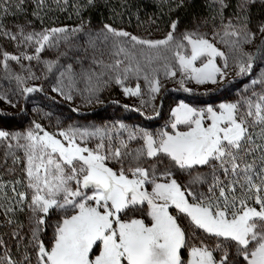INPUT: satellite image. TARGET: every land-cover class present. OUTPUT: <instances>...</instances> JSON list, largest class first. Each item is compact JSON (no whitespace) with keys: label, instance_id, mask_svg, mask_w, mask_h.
Returning a JSON list of instances; mask_svg holds the SVG:
<instances>
[{"label":"snow or ice","instance_id":"6c2138e0","mask_svg":"<svg viewBox=\"0 0 264 264\" xmlns=\"http://www.w3.org/2000/svg\"><path fill=\"white\" fill-rule=\"evenodd\" d=\"M37 2L42 4L43 0ZM88 2L91 4L93 0ZM218 2L227 7L224 0ZM23 3L24 0H19L17 7ZM6 4L7 0H4L0 5L5 12ZM176 29L177 22H173L164 39L148 40L104 25L105 41L107 34L125 38L113 41L114 63L105 65L117 73L115 83H122L119 71L122 65L126 79L129 73L139 75L144 71L138 56L151 66L154 60H167L168 52H172L178 69L173 70L165 63L167 76L175 77L179 71L184 79L200 85L224 80L228 75L229 57L214 40L197 32L185 33L178 39L174 35ZM82 32L83 26L27 33L19 27L17 33L5 35L20 44H35V55H24L23 58L38 60L46 46L58 48L61 42L72 46V38ZM258 34H264V24L260 25L259 33H252L247 31L246 25L238 30L231 20L224 25L223 35L213 33L233 53L237 76L252 72L254 56L246 52L243 45L251 44ZM84 35L87 36L85 51L95 49L99 34L94 37L88 31ZM130 42L131 50L126 47ZM136 45L152 50L151 54L146 56L144 48L137 52ZM186 48L190 49V54ZM122 55L129 63L120 59ZM217 57L223 59V67L217 65ZM8 60L18 61L19 57L4 53L3 61ZM198 60L200 67L196 66ZM48 68L50 71L51 63ZM150 75H144L150 93H159V80L154 76L149 79ZM88 79L91 82L92 77ZM184 79L179 81L181 87ZM252 83L264 84V79ZM37 90L23 89L25 93ZM52 91L61 92V89L54 87ZM184 91L190 89L184 88ZM123 93L140 96V86L123 87ZM65 98L71 100L72 96ZM2 99L4 97L0 96ZM172 116L173 133L164 131L153 135L144 131L139 135L143 143L136 149H129L124 140L119 141L118 147L114 146L111 134L101 129L89 132L69 128L58 133L60 138L45 131L38 123L34 125L35 131L29 130L25 134L0 131V141L15 140L14 147L23 151L24 179L15 183L23 184L27 191H17L13 187L12 201L17 205L26 204L32 213L38 264H240L229 259L228 249L231 248H235L244 264H264V91L253 90L236 103H221L218 110L213 107L197 110L180 103L173 109ZM181 124L187 126L186 131L177 130ZM119 128L125 129V125L120 124ZM97 136L101 142L95 148L88 147L87 138ZM105 136L107 144L103 142ZM127 139L136 140L137 135L129 131ZM109 161H115L121 167L114 170L108 166ZM147 161L152 163L146 167ZM14 162H20V158L14 156ZM198 168L209 171L193 176V170ZM176 170L192 177L187 186L177 182ZM205 184L208 185L206 192L194 187ZM146 185H151V191ZM3 188L0 184V191ZM145 204L150 223L130 215L143 212ZM54 209L66 214L55 226L51 246L46 247L38 233ZM170 209H175L177 215ZM4 211L12 213L15 208L7 207ZM181 217L191 225L192 237L179 222ZM196 230L215 237L218 241L215 248L210 249L203 240L189 246L188 240L197 235ZM185 248L187 260L182 256ZM216 250L223 253L219 259L213 255ZM7 264L15 262L8 258Z\"/></svg>","mask_w":264,"mask_h":264},{"label":"rangeland","instance_id":"374dc122","mask_svg":"<svg viewBox=\"0 0 264 264\" xmlns=\"http://www.w3.org/2000/svg\"><path fill=\"white\" fill-rule=\"evenodd\" d=\"M202 1L205 8L200 19L187 24L175 21L177 29L174 35L179 39L185 33L207 34L209 39H213L216 46L228 55L229 67L226 70L228 75L224 80H218L216 84H197L195 81L184 79L179 71L175 77L167 76L164 68L165 63H168L173 70L178 69L172 52L166 53L167 60H154L151 66H147L146 59L138 56L137 59L144 67V71L139 75L129 73L126 79L122 65L119 70L122 83L116 84L117 73L107 69L105 65L114 63L113 41L125 38H114L111 34H107L108 40L105 41L102 34L106 32L104 25H110L114 29L123 30L138 38L148 40L164 39L171 31V26L167 32L161 33L158 28H154V30L147 29V27L130 28L121 22L110 24L92 20L82 17L78 0H72L73 3L70 7H68V0L66 7L60 6L64 0H59V2L58 0H43L42 4H38L37 0H24L23 5L19 7H17L19 0H7V4L4 5L7 12L0 8V96L4 97L0 100V131L9 134H25L29 130L35 131L34 125L38 123L45 131L60 138L58 133L69 128L89 132L101 129L111 134V143L114 146L118 147L119 141L124 140L129 149H136L143 143L139 135L144 131L153 135L164 131L173 133L171 128L174 120L172 111L180 103H185L197 110L207 107L218 110L221 103H236L241 100L243 95H250L253 90L264 91V84L252 83L253 80L264 79V43H262L264 34L256 35L251 44L243 45L244 50L252 53L254 59L252 72L241 76L236 75L237 69L233 53L227 45L219 42V37L213 36V33L223 35L224 25L229 20L238 30L246 25L247 31L259 33L260 25L264 24V0H254V2L248 0L247 3L245 0H224L227 7H222L218 0ZM3 3L4 0H0V5ZM241 5L244 7L242 8ZM81 26H83L84 32L72 38V46L63 42L58 48L46 46L38 60L23 58L24 55H35V44L31 46L20 44L18 40H12L5 35V33H17L19 27H23L27 33L43 32L46 29L59 27L73 29ZM88 31L94 37L99 34V38L95 49L85 51L87 36L84 33ZM225 39L234 38L225 37ZM126 47L131 50V42ZM141 48L144 46H135L137 52ZM151 51L144 48L146 56L150 55ZM185 51L190 54V49L186 48ZM4 53L15 55L19 57V60L5 62L3 61ZM120 59L124 60L125 64L129 63L123 55ZM98 61H103V63H97ZM46 62L52 64L50 71ZM5 63L7 67L4 66ZM216 63L223 67L224 61L217 57ZM69 66H71V79H69ZM132 66L135 67V62ZM196 66H201L200 60L196 61ZM153 69L157 71L153 72ZM61 73L64 75L62 76ZM147 73H151L149 79L154 76L159 80V93H150L148 81L144 79V75ZM89 76L92 77L91 82H89ZM97 76H99V81H97ZM17 77L20 79L18 80ZM182 79H184L183 87L179 83ZM137 85L140 86V96L124 95L123 87L135 88ZM26 87L38 90L25 93L23 89ZM54 87L61 89L63 94L52 91ZM184 88H188L190 91H184ZM90 89L93 90L90 91ZM66 95H71L72 99H66ZM205 123L207 124L208 121L206 120ZM120 124H124L125 129H120ZM177 130L186 131L187 126L178 125ZM129 131L137 135L136 140L127 139ZM78 142H81L79 138ZM99 142H101L99 136L89 137L86 140V144L90 148H95ZM103 142L108 143L107 136ZM257 142L259 143V141ZM9 144L13 147L9 148ZM15 144L16 141L11 139L0 141V184L4 185L3 191H0V241H2L0 243V264H7L8 258H11L15 264H38L36 242L33 240V230L36 225L32 219V213L26 204L17 205L15 201H12L13 187L17 191H27L23 184L15 183L17 180L24 179L23 151L16 149ZM14 156L19 157L20 162H14ZM251 159L250 157L249 160ZM151 163L152 161H147L145 166L147 167ZM108 166L114 170L121 167L115 161H109ZM208 171L207 168H198L193 170V176L197 172L207 173ZM175 178L178 183L187 186L192 177L176 170ZM146 187L148 191H151V185H146ZM194 187L197 191L206 192L208 185ZM10 201L12 202L10 203ZM7 207H14L15 211L6 214L4 209ZM143 208V212L130 215L143 218L146 223H150V218L146 215L147 205L145 204ZM171 213L177 215L175 209ZM65 214L63 210L54 209L46 217V224L41 226L42 230L38 233L40 241L46 247L51 246L55 226ZM9 219L12 220L11 224L8 223ZM179 222L185 228L187 235L192 237V227L187 219L181 217ZM196 231L197 235L188 240L189 246L193 243L199 244L203 240L207 246H210V249L215 248L218 243L215 237H209L199 230ZM185 249H182L183 258ZM228 252L230 260L244 264L242 257L236 254L235 248L228 249ZM222 254L220 250L213 252L217 259ZM25 257L28 259L26 260Z\"/></svg>","mask_w":264,"mask_h":264},{"label":"trees","instance_id":"16d2710c","mask_svg":"<svg viewBox=\"0 0 264 264\" xmlns=\"http://www.w3.org/2000/svg\"><path fill=\"white\" fill-rule=\"evenodd\" d=\"M68 1V7L72 6V0ZM78 1L82 17L110 24L121 22L130 28H158L161 33L177 20L187 24L200 19L205 8L202 0H93L91 4L88 0Z\"/></svg>","mask_w":264,"mask_h":264},{"label":"crops","instance_id":"0c3cea01","mask_svg":"<svg viewBox=\"0 0 264 264\" xmlns=\"http://www.w3.org/2000/svg\"><path fill=\"white\" fill-rule=\"evenodd\" d=\"M208 247L210 248V246H208ZM184 253H185L184 259L187 260V258H188V250H187V248L185 249Z\"/></svg>","mask_w":264,"mask_h":264}]
</instances>
